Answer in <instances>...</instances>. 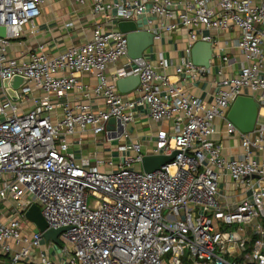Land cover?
<instances>
[{"label": "built area", "instance_id": "1", "mask_svg": "<svg viewBox=\"0 0 264 264\" xmlns=\"http://www.w3.org/2000/svg\"><path fill=\"white\" fill-rule=\"evenodd\" d=\"M43 3L0 0L6 32L0 36V255L8 257L7 264H264V123L243 133L227 118L241 95L264 107V0H93L92 14L103 24H94L87 41L56 56L43 45L10 56L11 43L26 25L33 27ZM119 20L135 21L154 39L184 28L188 50L198 40L212 43L202 29L237 28L235 47L243 61L234 75L220 68L207 102L184 84L208 74L210 66L194 65L187 55L174 66L178 79L171 81L167 59L127 57ZM121 58L126 62L109 75L108 68ZM83 73L95 76L92 87L77 81ZM133 75L137 86L121 93L117 80ZM13 76L27 80L16 90L17 100L2 85ZM73 89L81 98L71 105L64 98ZM33 90L46 97L25 110ZM141 111L170 124L152 140V154L178 151L160 169L142 170L139 143L118 146L119 162L109 161L106 169L70 152L68 138L78 131L110 138L119 135L117 123L107 129L110 119L125 133ZM216 119L223 121L224 135L239 138L238 157L222 154L214 139ZM224 175L244 194L232 208L221 200ZM32 204L49 228H67L58 235L60 251L52 241L44 243L42 232L26 219Z\"/></svg>", "mask_w": 264, "mask_h": 264}, {"label": "crops", "instance_id": "2", "mask_svg": "<svg viewBox=\"0 0 264 264\" xmlns=\"http://www.w3.org/2000/svg\"><path fill=\"white\" fill-rule=\"evenodd\" d=\"M92 1L84 0L81 3L77 0H44L40 15L33 21V27L26 25L22 37L11 43L8 54L10 56H22L31 48L43 45L47 54L56 56L71 46L84 43L91 37L94 24H103L100 15L92 14ZM152 19V26L156 27L157 20L156 18ZM144 22L145 17L139 21V25L144 24ZM68 24L71 25L68 26ZM201 33L205 36H211L212 40L213 58L210 61V72L197 80L185 83L184 89L208 102L216 91L215 81L219 78L218 71L220 68L224 75H234L243 58L235 47V41L240 33L237 28L223 33L202 29ZM220 48L223 50L220 51ZM187 55H190L188 34L181 27L171 32H162L160 37L154 39L153 44L143 53V57L152 63H155L159 58L167 59L171 65L165 70V73L171 81L178 79L174 66ZM222 56H227L228 61L223 62ZM125 62L126 58H121L114 66L108 68L107 73L110 75L114 67L121 66ZM77 81L90 88L95 84L96 79L93 74L83 73L78 75ZM44 97L46 95L43 92L33 90L30 94V101L25 104V110L32 108L34 101ZM80 98L81 91L73 89L64 100L72 105ZM49 99H54V96L50 95ZM258 112V118L264 119V107L259 108ZM169 125L168 122H154L147 117L145 112L141 111V115H138L133 122L125 126L126 132L121 135H111L109 138L108 134L94 135L89 130L78 131L68 138L69 150L78 161L88 160L90 164L98 165L100 169H106L109 167V161L119 162L118 146L122 144L130 146L139 143L144 155L152 154V140L155 134L158 130L168 129ZM215 125L218 133L214 135V139L221 145L222 154L228 159L238 157L242 152L239 138L224 135L222 120L216 119ZM219 190L222 203L228 208L234 207L244 195L241 189L235 187L227 175L222 177ZM2 208L5 206L3 205ZM52 255H55V251ZM7 262L8 257L0 255V264H7Z\"/></svg>", "mask_w": 264, "mask_h": 264}, {"label": "water", "instance_id": "3", "mask_svg": "<svg viewBox=\"0 0 264 264\" xmlns=\"http://www.w3.org/2000/svg\"><path fill=\"white\" fill-rule=\"evenodd\" d=\"M117 29L125 33L127 40V57L130 59L141 58L143 53L149 48L154 41V35L148 30L138 27L133 20H119L116 23ZM6 35L5 28L0 26V36ZM213 58L212 43L209 41H196L190 48V59L194 65L208 68ZM27 80L24 77L13 76L10 79L2 80V85L8 95L13 99H18L17 89ZM139 82L136 75L120 78L117 80V88L121 93H128L134 90ZM259 104L251 96H238L231 104L227 118L243 133L253 131L258 118ZM117 123L119 135L122 134L124 127L114 119H110L107 129H112ZM177 150L170 154H145L141 159V168L144 172H152L160 169L165 164L172 162ZM26 219L33 223L36 228L42 232L45 242L52 241L60 245L58 235L65 231L66 227L49 228L38 205H30L24 213Z\"/></svg>", "mask_w": 264, "mask_h": 264}, {"label": "rangeland", "instance_id": "4", "mask_svg": "<svg viewBox=\"0 0 264 264\" xmlns=\"http://www.w3.org/2000/svg\"><path fill=\"white\" fill-rule=\"evenodd\" d=\"M258 122L259 123H264V119L259 117L258 118ZM135 167L137 169L139 166L136 164ZM213 223H215V221H213ZM43 242L45 243V240H43ZM53 247H54V250H56V251H60L61 250L60 245L53 244ZM169 258H170V254H167L166 257H165V261L168 262V263H169ZM183 264H188V261L184 260Z\"/></svg>", "mask_w": 264, "mask_h": 264}]
</instances>
